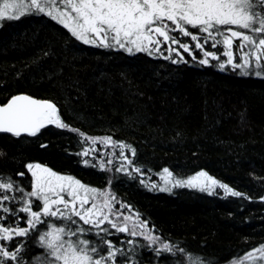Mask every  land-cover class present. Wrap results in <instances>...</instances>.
<instances>
[{"label": "rangeland", "instance_id": "374dc122", "mask_svg": "<svg viewBox=\"0 0 264 264\" xmlns=\"http://www.w3.org/2000/svg\"><path fill=\"white\" fill-rule=\"evenodd\" d=\"M55 22L44 15H26L19 20L0 22V95L6 97L9 91H16L14 95L25 93L53 102L57 106L62 122L73 130L48 124L35 136L16 138L8 133L2 136L7 146L14 151L22 152L25 149L33 151L34 148L40 147L46 148L49 153L56 149L64 150L66 146L65 151L70 148L72 156L61 153L60 163L67 167L63 165L53 167L49 165L48 158L52 155L55 157L57 153L53 151L50 154L41 155L43 157L40 160L37 158L28 160L24 166H17L11 172L7 169V159L1 156V177L10 178L25 192H30L34 178L27 165L40 164L59 175L71 176L92 188L110 189L120 202L115 205L116 209H120L121 203L130 206L123 209L124 213L139 214L142 220L148 222V227L154 229L153 234L158 236L160 235L157 234V230L145 219L146 216L160 218L159 215L152 213V209H149L153 204H157L165 215H170L169 206L166 203H157L162 200L158 192L166 193L174 201H179L187 197L197 198L200 194H205L203 192L209 193V191H201L200 186L210 184L206 181V177H199L197 187L165 185L164 168H168L174 178L185 180L197 177L200 172L207 173L218 182L217 185L212 186V195L220 196L219 193L225 192L219 184L227 185L233 191H247L253 196L264 195V179L257 180V172L264 167V73L260 76L254 73L242 75L241 69H233L231 65H226L224 70H221L219 64L227 59L224 56H221L220 60H212L209 57V64L202 65L199 59L203 58V53L199 50H196V59L188 53H183L187 62L173 63L172 59L164 57L171 56L177 60L179 58L174 52L167 51V45L162 46L160 52H154L152 55L145 52L130 55L123 49L84 44L73 37L62 25L57 22V25L53 24ZM181 39L186 42L189 40L185 37ZM205 47L218 55L222 51V47L210 48L208 45ZM233 51L238 58L240 53L236 52L235 48ZM181 52H183L182 49ZM161 57H163L161 60L154 61L155 58ZM149 68L150 71L155 69L154 75L157 79L149 78L146 86H143L146 79L145 69ZM142 77L143 83L140 85L137 82ZM185 82L190 84V87H194V95L184 93L185 85L183 86L182 83ZM130 83L138 87H129ZM161 89L164 90L162 95H159ZM196 97L205 109H197V115L183 121L180 117L182 111H177L175 104L172 103L181 101L185 105ZM241 106L246 107L241 111ZM171 108L175 109L173 113L169 111ZM197 117L199 120L195 119ZM171 123H177V125L172 127ZM213 129L215 132L221 130L222 133H233L240 141H244L242 148L248 153L242 152L239 148L242 142L236 146V150L243 155L238 171L230 170L226 162L218 161L214 157L218 149L208 142L212 138L208 137V132L212 133ZM105 135H113L121 143L135 149V156H132L127 147L123 149L124 155L132 161L131 164L120 156L119 142H116V147L101 142L104 138L102 136ZM85 137L96 138V142L92 143L91 139H85ZM81 140H84L86 145L83 149H81ZM197 141L198 144H195ZM224 145L228 146L230 151L233 147L235 148L228 143ZM85 149L89 150V154L80 155L79 153ZM221 149L224 152L227 151L224 147ZM109 159L112 160L111 165L106 163ZM87 160L94 163L96 167H99L102 160L110 170L101 173L96 170L97 173L89 168L91 173L84 171L80 168V164H85ZM121 164H124L131 175L126 174L125 171H116ZM134 168H139L140 172L133 171ZM18 173H24V175L20 176ZM152 185L156 187L153 188ZM163 187H168L170 190L160 191ZM146 189L154 194L158 193L156 198L145 194ZM7 194L17 197V201H7L6 206L12 209L22 206L23 201L19 199L21 193L12 191ZM36 205H40V202L35 201L34 211L37 210ZM261 210L264 209L253 207L245 212L249 220L255 219L254 223L256 222L258 226L256 234L260 235L259 238L246 239V245L243 244L242 249L236 251L233 250V242L219 241L215 252H226V255H223L224 258L216 253L207 256L204 251H198L200 249L189 250L186 254L177 253L175 256L162 252L161 256L143 258L137 253L133 254L134 256L129 254V249H135L136 244L128 245V251L127 249L124 251L127 257L135 261V264H188L190 255L206 258L211 264H240L247 253L264 245V216H261L259 212ZM227 213L216 215V212H213L207 214V218L212 220L218 216L217 219L222 223L223 220L234 217L240 219L244 214L238 208L234 212ZM0 215H2L1 212ZM4 216H8V219L0 223L10 224L17 219L5 213ZM18 217H26V214L19 212ZM47 219L57 226L66 223L55 218ZM75 219L79 226L85 229L90 227L79 221L78 217ZM19 224L21 227L26 226L23 219L19 220ZM160 225L163 231L168 229V225H165L163 221ZM72 226L76 227V225ZM37 227L40 232L47 230V224ZM158 233L161 232L158 230ZM120 235L129 237L127 241L137 239L138 242L148 245V241L142 236L131 237L126 233H120ZM78 238L93 241L97 239L95 230L84 236L71 237L73 240ZM161 239L165 242L171 240L165 237ZM0 243L5 242L0 241ZM7 243L10 250L16 245L15 242ZM158 246L152 245L149 248L152 250ZM35 259H37V252L30 253L26 262ZM123 259L125 258L118 256V264ZM12 262L14 261H9L8 264H13ZM246 264H251V261Z\"/></svg>", "mask_w": 264, "mask_h": 264}, {"label": "snow or ice", "instance_id": "6c2138e0", "mask_svg": "<svg viewBox=\"0 0 264 264\" xmlns=\"http://www.w3.org/2000/svg\"><path fill=\"white\" fill-rule=\"evenodd\" d=\"M26 15L47 16L84 44L123 49L130 55L138 52L152 55L167 45V51L174 52L179 58L177 60L171 56L164 57L172 59L173 63H186L183 53H188L196 59V50H199L203 53V58L199 59L202 65L209 64V57L212 60H220V57L224 56L227 59L219 64L221 70H224L226 65H231L233 69H241L242 75L254 73L260 76L264 73V0H3L0 4V22L19 20ZM193 29L195 31H192ZM182 37L189 40L186 42ZM206 45L210 48L222 47V51L218 55L209 51ZM234 48L240 53L238 58ZM48 124L69 128L62 122L53 102L17 95L7 104L0 106L2 133H11L17 137L22 133L35 136ZM81 135L83 136V133ZM85 139L96 142V138ZM101 142L117 146L111 137H104ZM119 147L120 156L131 164L132 161L124 155L123 149L127 147L132 156H135V149L123 143H120ZM79 154L87 156L89 150L85 149ZM88 163L85 161L86 165ZM106 163L111 165L112 160L109 159ZM27 168L34 178L30 192H25L10 178L0 177V212L17 217L10 224L0 223V241L5 242L0 243V264H8L9 261L23 264V258L19 254L24 245L20 244L10 250L7 242L13 241L15 237H27L33 231L38 234L39 245L48 253L50 259L47 264H118V256L125 258L120 264H129L130 261L135 264L131 257H127L123 248L117 247L112 240L107 239L115 233H126L131 237L142 236L148 241L149 247L159 245L152 248L157 256L162 252L173 256L177 253L186 254L187 250L179 245L165 242L160 236L154 235V229H150L148 222L142 220L139 214H125L123 209L130 206L121 203L120 209H116L115 205L120 202L110 189L92 188L71 176L59 175L40 164H28ZM99 168L102 171L110 170L102 160ZM116 171H125L131 175L124 164ZM133 171L140 172V169L134 168ZM163 173L165 185L172 184L173 187H197L198 178L206 177L210 184L200 186V190L212 194V186L218 184L205 172L186 180L174 178L168 168H164ZM18 175L23 176L24 173ZM152 187L155 188L156 185ZM219 187L223 188L226 194L242 195L227 185L219 184ZM169 190L168 187L160 188V191ZM12 191L22 194L19 199L23 203L18 209H12L5 204L7 201H17V197L7 194ZM35 201H39L40 205H36L37 210L34 211ZM19 212L25 213L26 217H18ZM77 217L90 227L85 229L79 226L75 219ZM47 218L66 223L57 226ZM7 219L8 216L0 215V221ZM20 219L24 220L25 227L20 226ZM43 224H47V230L40 232L37 226ZM72 225L76 227L73 228ZM92 230H95V241L71 239L74 236H84ZM112 230H115V233ZM123 243L125 241H121V244ZM126 243L137 242L128 240ZM249 261L251 264H264V245L247 253L240 264ZM188 264L211 262L206 258L190 255Z\"/></svg>", "mask_w": 264, "mask_h": 264}, {"label": "trees", "instance_id": "16d2710c", "mask_svg": "<svg viewBox=\"0 0 264 264\" xmlns=\"http://www.w3.org/2000/svg\"><path fill=\"white\" fill-rule=\"evenodd\" d=\"M1 2L2 0H0V4ZM53 24H56V22ZM173 47L175 46L173 45ZM162 58L163 57L159 59L155 58L154 61L161 60ZM210 69L213 70L212 68ZM152 70L153 69H151V71ZM154 70L153 72H151L150 68L145 69L146 72L144 73V75L146 76L147 80L144 79L145 83L143 86H146L147 81H149L148 80L149 78L157 79V76L154 75L155 74ZM137 83L142 85L143 77L140 78V80ZM182 85L183 86L185 85L184 93L188 92L189 94L194 95V87H190V84H187L186 82L184 84L182 83ZM114 86H117V85H114ZM129 87L136 88L138 86L132 85L130 83ZM163 90L164 89H161V91H159V95H162ZM15 93L16 91L15 92L9 91V93H6L7 95L6 97L3 95L2 96L0 95V103L3 104L9 99L10 96L14 95ZM116 93L117 95L119 94L118 91H116ZM174 93H177V92H174ZM174 96H176V94H174ZM172 104L173 105L175 104L176 106L175 109H177V111H182V114L180 115V117L183 121H186L189 117H194L195 115H197L196 114L197 109H200V108L205 109L204 106L202 107V105H200L201 102L199 101L197 97L192 98V100H190L189 103H185V105L181 101H176ZM245 107L242 108L241 106L240 108L241 111L244 110ZM166 108L169 109L168 107ZM206 108L209 109L208 107ZM174 110H172L171 108L169 111L170 113H173ZM195 119L199 120V117ZM175 125H177V123H171L172 127H175ZM2 135H4V133L0 132V157L3 156L4 158L7 159V162H8L7 169L10 172L11 170H13V168L16 169L15 167L17 166L18 167L24 166L25 162L28 160H34L35 158L40 160L43 157L41 155L50 154L53 151H55V153L57 154L55 155V157L53 155L52 156L50 155L51 157H48L50 160L49 165L53 167L56 165L65 166L63 163H60L59 155L61 153H63L64 155L72 154L71 150H69L70 148H68L65 151L66 146L64 150L58 149L59 150L58 151L56 149V150H52V152H49V153L46 148L42 149L40 147L38 149L34 148L33 151L26 150V149L23 150L22 152H19L18 150L14 151L13 149L11 150V148L7 146L6 142L4 141V137ZM209 136H211L212 138L209 139L208 142L212 143L213 144L212 146H216L218 149L217 150L218 153L214 154V157L216 158V160L218 161L222 160V162H226L230 170L238 171L239 169L238 167L241 166V161H242L241 158L243 155H241L239 150H236L237 149L236 146L239 145L242 141H240V139L235 137L233 133H230V134L222 133L221 130H219L218 132L216 130L215 132V130L213 129L212 133L211 131L208 132V137ZM102 137H111L113 141L121 143L113 135L111 136L105 135ZM196 137L194 139H196ZM81 142L82 144L85 143L84 140H81ZM226 143H228V145H234L235 148L233 147L232 148L233 150L230 151L229 150L230 148L224 145ZM195 144H198V141L195 142ZM241 144L242 145H239V148L241 149V151L244 153L246 152L248 153L246 149L242 148L244 141ZM222 147L226 148L227 151L224 152L221 149ZM42 152L43 154H41ZM222 153L225 156H223ZM218 154L220 155L218 156ZM221 155L223 157H221ZM80 168L83 169L84 171L91 173L90 169L87 170L83 167H80ZM257 174H258V177H257L258 181L264 179V167L261 170H259ZM99 175L101 176L102 174H99ZM204 193L205 194H200V196L197 198L187 197L179 201H174L173 198H170L171 196H168L166 193H159L158 195V193L152 194L145 190V194L153 198H156L157 195L159 197H162V200L157 203L163 202L169 206L168 211L170 215H165V212H161V209L157 206V204L151 205L150 207L152 208H149V209H152L153 210L152 213L156 216L159 215L160 218H156L152 216V217H149V219H151L152 222L155 224V226L158 227V230L162 233L163 237L167 238V240L171 239L168 241H170L172 244L179 245L181 248L187 250V252H189V250L196 251L195 249H200L198 251H201V250L202 252L204 251L205 254H207V256L214 255L216 253L215 247L218 245V242L221 240L222 241L227 240L228 242H233V247H234L233 250L236 251L238 249H242L243 244L246 245L247 243L246 239L259 238L260 235L256 234L258 226H256L257 224L256 222L254 223L255 219L254 220L252 219L253 221L249 220L245 212L253 207L254 208L259 207L260 209H264V195L260 194L259 196L258 195L253 196L247 191L240 192L242 194L241 196H232L231 194H226L225 192H223V194L225 195L219 193L220 196L214 195V194L212 195L206 192ZM237 208L240 209L244 213L242 217L240 218L241 220L234 217L230 219L228 218L229 220H223V222L221 223V220L217 219L219 218L218 216H216V218H213L212 220L210 219L208 220L207 218V214H211L213 212H216V215L223 213V212L229 213V212H234V210H236ZM259 212L261 216L263 217L264 210H261ZM2 215H4V213H2ZM146 217L148 218V216ZM173 217L174 219L172 220ZM161 221H163L165 225H168L167 227L168 229L165 228L166 231H163L162 228H160ZM256 221L260 222L259 220H256ZM11 242L12 243L15 242L16 245L14 247H17L20 244L24 245L23 249L21 250L19 254L20 257L22 258L25 257V260H23V264H47V261L50 259L48 257L47 251L39 245L38 234L35 233L34 231L31 232L25 238L15 237L14 240ZM136 242L137 243H136L134 252L128 251L127 249L131 244L127 246L126 249L129 252V254L133 255L137 253L139 256H142L143 258L155 256L154 253H152L151 250L148 249L149 247L147 246L146 243L144 242L142 243L138 241ZM25 249L26 251H24ZM34 252H37V259L26 262V260H28L29 258V254L34 253ZM216 255L222 256L224 258L223 255H226V252H218L216 253ZM12 263L17 264L16 261Z\"/></svg>", "mask_w": 264, "mask_h": 264}, {"label": "flooded vegetation", "instance_id": "af4514ba", "mask_svg": "<svg viewBox=\"0 0 264 264\" xmlns=\"http://www.w3.org/2000/svg\"><path fill=\"white\" fill-rule=\"evenodd\" d=\"M14 136V135H13ZM22 136H29L30 137V135H28V134H22V135H20L19 137H17V136H15L16 138H20V137H22ZM86 147V145L85 144H82V146H81V149H83V148H85ZM87 159V158H86ZM82 160V159H81ZM88 161V160H87ZM82 162V161H81ZM89 163L86 165V164H84V163H82V164H80V166L81 167H83V168H85V169H91V170H93V171H98V172H103L99 167H96V166H93L94 165V163L92 164V162L91 161H88ZM131 167H133V166H131ZM95 169V170H94ZM96 171V172H97ZM97 172V173H98ZM146 191H148L149 193H152V194H154L152 191H149V190H147L146 189ZM156 192V191H155ZM158 193H162V192H158ZM204 193V192H203ZM140 212V211H139ZM141 214H142V212H140ZM145 219H147L148 221H149V224L151 225V226H153L156 230H157V234H159L160 235V237L161 238H163L162 237V234H160V233H158V228L155 226V224L152 222V220H150L149 218H145ZM73 227V226H72ZM113 232L115 233V230H113ZM123 234V233H122ZM125 235V234H124ZM108 239H110V240H112L113 241V243L117 246V247H120V248H124V250L127 248V246L128 245H130V244H128V243H126V241H127V239L129 238V237H122L121 235H120V233H115L114 235H111V236H108L107 237ZM126 239V240H125ZM121 241H125V243H123V244H121ZM135 241H137V239L135 240ZM126 247V248H125ZM149 247V246H148ZM149 250H151V248H148ZM151 252L152 253H154V255H156V253L155 252H153V250H151ZM157 256V255H156Z\"/></svg>", "mask_w": 264, "mask_h": 264}, {"label": "water", "instance_id": "95a60500", "mask_svg": "<svg viewBox=\"0 0 264 264\" xmlns=\"http://www.w3.org/2000/svg\"><path fill=\"white\" fill-rule=\"evenodd\" d=\"M17 95H27V96L32 97V98H34V99L41 100V99H38V98H36V97H34V96H32V95L30 96V95L25 94V93H20V94H17ZM17 95H14V96H17ZM14 96H12V97H14ZM12 97H11V98H12ZM11 98H10V99H11ZM10 99H9V100H10ZM9 100H8V101H9ZM8 101H7V102H8ZM41 101H46V100L43 99V100H41ZM7 102H6L5 104H7ZM5 104H1V103H0V106H3V105H5ZM9 134H11V133H9ZM22 134H27V133H22ZM22 134H21V135H22Z\"/></svg>", "mask_w": 264, "mask_h": 264}]
</instances>
